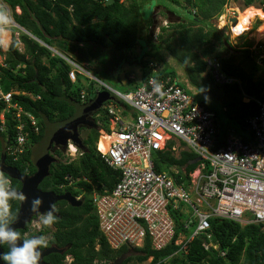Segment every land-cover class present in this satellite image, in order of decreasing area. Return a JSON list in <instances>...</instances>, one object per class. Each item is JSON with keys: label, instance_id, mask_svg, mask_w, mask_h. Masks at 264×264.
Returning <instances> with one entry per match:
<instances>
[{"label": "trees", "instance_id": "16d2710c", "mask_svg": "<svg viewBox=\"0 0 264 264\" xmlns=\"http://www.w3.org/2000/svg\"><path fill=\"white\" fill-rule=\"evenodd\" d=\"M170 1L180 5L178 0ZM258 1L260 8L264 11V0ZM226 2L227 0H184L182 7L193 18L188 21L182 19L171 24L177 35L172 34L166 43L154 44L158 46L155 53L158 54L161 47L183 65L189 84L179 81V85L185 87L198 102L216 114L220 137L227 129H230V125H225L221 120L217 108L221 109L224 117L237 123L238 133L244 140H247L250 136L244 133L246 131L245 121L256 114L257 105L252 99L244 102L243 95L261 98L264 84L254 79V72L258 66L254 61L252 44L247 43L236 50V54L232 53L228 56H223L215 50L216 42L224 44V48L227 42L220 30L211 26L209 20L222 12ZM253 2L254 0H244L245 6ZM7 3L10 6L13 20L41 41L22 32L19 34V39L13 37L9 48L5 51V62L8 68L0 67L2 86L3 83H7L4 91L14 88L28 92L33 97L38 96L34 99L23 94L13 96V101L37 120L39 132L36 135L30 133L29 139L33 144L25 156L15 162L6 159L9 165L16 167L21 173L31 174L35 168L31 163L30 153L34 143L38 142L42 136L45 122L64 119L73 112V108L61 97L70 96L77 102L83 103L92 98L96 92L106 89L103 86L101 88L95 86L97 82H86L82 85L80 82L88 78L81 74L77 75V82L72 83L67 75L70 66L63 58L53 54L49 47H54L78 63L98 62L101 66H107L109 62L104 58L106 54L118 57L119 51L122 53L141 46L138 44V39L144 36V34L141 35L144 25L142 15L138 10V0H113L107 5L103 0H8ZM16 7L21 10L19 14L14 12ZM196 23L200 25L193 28L191 25ZM8 36L6 32L5 41L7 42ZM20 43L23 44V52L18 49ZM158 57L164 59L161 54H158ZM210 57L217 58L223 73L228 77L238 79L239 83H216L212 75L206 72L205 59ZM133 60L142 66L140 81L146 80L151 75L154 65L149 60L143 61V57L134 58L131 62ZM109 61L114 63L113 60ZM202 73L205 74L202 75ZM166 75L175 76L178 79L176 71L169 65L157 73L158 78ZM127 80L133 85L124 86L125 89L122 92L133 90L140 84V81H134V77ZM188 85L195 91H192ZM82 89H85L87 93L84 99L80 98ZM112 95L117 99L113 93ZM209 98L212 101H209ZM109 102L115 101H105L95 113L100 114L95 120L103 128H107L108 124L106 106ZM123 106L128 107L126 104ZM3 109L4 104L0 102V112ZM5 118V129L0 132V150L1 143L15 133V122L9 113L5 114ZM99 133L95 129H86L82 140L87 151L81 152L73 160H59L58 163H52L49 175L39 184L43 190L57 191L59 185L67 183L65 176H71L73 179L83 176L87 179V181L78 180L64 189L77 195L78 192L73 188L74 185L84 189L86 193L83 195V203L78 207L66 205L65 202L60 204L59 216L56 217L54 223L56 226L54 241L66 249L63 254L48 255L45 260L51 264H65L63 260L66 254L73 257L70 264H107L130 250L128 246H122L118 250H113L108 246L105 237L98 230L97 217L88 197L93 186L99 192L109 191L118 181V172L108 167L95 149ZM57 153L61 155V152ZM154 154L161 163L156 165L157 170L184 167L188 172L197 165L189 163L195 157L190 152H181L179 157L162 151ZM0 176L5 177L6 175L0 173ZM12 183V188L20 187L18 181L12 179ZM0 191H2L1 187ZM7 207L10 223L18 210L17 200L14 197L10 198ZM209 223L211 241L217 245L216 249L203 248L200 236L188 243L185 254L177 253L178 255L174 256L178 246L173 242L164 249L152 250L146 239L144 246L139 249L134 248L136 254L126 257L121 264H129L130 261L143 262L149 256H153L150 264H264V224L241 225L236 221L223 218H211ZM96 245H98L97 248ZM170 255L174 257H169ZM164 258H167L166 262L162 261Z\"/></svg>", "mask_w": 264, "mask_h": 264}, {"label": "built area", "instance_id": "2783aa9c", "mask_svg": "<svg viewBox=\"0 0 264 264\" xmlns=\"http://www.w3.org/2000/svg\"><path fill=\"white\" fill-rule=\"evenodd\" d=\"M224 7L226 13L218 18L231 23L229 17H234V13H228L226 4ZM0 8L10 10L5 0H0ZM8 28L18 26L15 21L0 25L1 68H8L4 49L8 48L11 37L7 42L2 35ZM18 34L15 31L13 36L18 39ZM251 50L255 64L264 68V39L252 43ZM58 55L70 66L67 75L72 83L77 82L78 74L90 76L89 71L69 56ZM211 60L205 59L208 70L213 69L216 83H239L238 79L223 73L220 63ZM157 73L153 67L146 80L127 92H118L95 80L97 86L113 92L118 99L107 104V128L101 126L95 142L103 162L118 172V181L111 190L95 189L91 193L99 230L113 248L124 243L140 245L148 238L153 249H162L173 242L178 246L174 255L185 254L188 243L200 236L203 248H216L209 231L211 218L233 220L242 225L264 223V91L258 99L243 95L244 102L252 99L257 105L256 114L245 121L250 138L244 140L231 129L220 137L216 114L180 86L175 76L158 78ZM80 83L83 85L86 80ZM15 94L19 91L5 92L0 84V102L4 104L0 132L5 129L6 113L15 122V140L8 148L13 160L24 151L29 132H39L37 120L13 101ZM22 94L38 98L26 92ZM86 94L82 89L80 98L84 99ZM107 138H110L108 143ZM102 142L106 144L104 149ZM157 151L169 152L174 157L186 151L199 159L188 172L184 167L157 170L156 165L161 164L156 161L159 160L154 154ZM66 153L71 157L81 154L71 141ZM64 178L68 185L87 181L83 176Z\"/></svg>", "mask_w": 264, "mask_h": 264}, {"label": "rangeland", "instance_id": "374dc122", "mask_svg": "<svg viewBox=\"0 0 264 264\" xmlns=\"http://www.w3.org/2000/svg\"><path fill=\"white\" fill-rule=\"evenodd\" d=\"M178 1H179L180 5H176L175 3H172L170 0H138V10H139L140 14L142 15L143 25H144L142 30H141V35L144 34V36H141L140 39H138V44L141 46L140 47H134L133 49H130L128 51H124L122 53H120V51H119L118 57H115L113 55L109 56V54H106V57H104V58L107 59V61L109 62V65H107V66L102 65L101 66L98 62H93V63L89 64L86 61L82 62V63H78L76 60H73L70 57L73 61L82 65L86 70H89L90 76H87L88 80H86V82L95 83L96 82L95 80L99 79V80H102V81L108 83L109 87L112 86L114 88L113 89L111 87L113 90L117 89V90L122 92L125 89L124 86H127L129 84L133 85L131 82H129L127 80L128 78L134 77L135 82L140 81V79L142 78V72H143L142 66L140 64H137L136 62H134L135 60H133L132 62H131V60L134 58L143 57V61L149 60L150 62H152L154 64V68L156 69V71L162 70V69H164V67H166L168 65L171 66L176 71L179 81H181L182 83L186 82L187 84H189L187 81V78H186V73H185L184 67L182 64H180V62L178 60H175L168 53L167 50H165L163 48L161 49V47L159 48L160 50L157 49V51L159 50L158 54H161V56H163L164 59L161 58L162 59L161 60L158 57V54L155 53L156 48L158 46L154 45V44H157L160 42L166 43V41L169 40L168 38H171L172 34L177 35L174 32V29L172 28L171 24L176 23L182 19L188 21V20H191L193 18L192 15L186 9H184L182 7V5L184 4V0H178ZM7 2H8V0H5V4L8 7ZM224 5H223V9H222L221 13H226V12H224L225 11ZM252 5L254 7L260 9V4H259L258 0H254V2L249 6H245L244 0H229L226 3V8L229 9L228 13L233 12L234 13L233 15L235 17L239 14V12H241L242 10H245L246 7H250ZM9 12L11 15L10 10H9ZM14 12L19 14L20 11H18L17 8H14ZM256 16L260 17V19H256V23H255V25H253V28L251 30L244 31L242 34H240V36H233L231 34V31H230L232 23L226 24L225 23L226 20H224L223 23H225V24L222 25L219 21L220 18H218L219 17L218 15H217V17L214 16L212 19H210L209 23L211 24V26L220 30V32L224 36L225 41L227 42L225 44V46H226L225 48H224V44L216 42L215 43V50L223 56H228L229 54H232V53L236 54V50L242 48L243 45H245L247 43L252 44V42L253 43L256 42L257 39L255 37V34L258 35L259 32L264 33V25H263V28L261 27V25L264 23V13H260L259 15H256ZM256 16H255V18H257ZM221 17H223V15H221ZM255 18L252 19L250 24H253ZM199 25H200L199 23H196V24H193L191 26L193 28H197ZM9 30H10V32H15L16 28H10ZM257 30H259V32L255 33V32H257ZM25 34H27V33H25ZM21 46H23V44L18 46V49L21 52H23L24 49H23V47L21 48ZM49 50L53 54H56V55H57V53L62 54L61 52H59L54 47H50ZM147 52L150 54L154 53L155 55L153 56L150 54H145ZM62 55H64V54H62ZM108 59L113 60L114 63H110V61ZM208 59H212L211 62H215V63L219 64L218 59L215 57H210ZM213 59H215V60H213ZM108 62H107V64H108ZM212 70H208V67H206V72H209L213 76ZM204 74L205 73H202V75H204ZM254 77H255L254 79L256 81L263 82L264 81V68H261L260 66H258L254 72ZM0 84H1V89L4 91L5 87L7 86V83H3V86H2L1 82H0ZM95 86H97V84H95ZM97 87L101 88V86H97ZM188 87L191 88L192 91H195V90H193V88L190 85H188ZM11 89L14 91H19V90L14 89V88H10L9 90H11ZM5 92H7V91H5ZM108 92H110V91H108ZM19 93H20V91H19ZM205 99H208V98H205ZM209 101H212V99L209 98ZM217 109L219 111L218 115L221 117V120L225 123V125H227V126L230 125L229 126L230 129L234 132L236 131L235 133L239 134L238 133L239 131L237 130V128H238L237 123H235L234 121H231V119H229V118L224 117L223 113L220 111L221 109L220 108H217ZM81 133L83 134V137H84L85 133H86V129L82 130ZM244 133L246 134V132H244ZM72 158L73 157H71L69 154H67L66 150H65V152L63 153V155L60 157L59 160L70 161V159H72ZM156 161L158 162L159 160H156ZM88 197H89V195H88ZM88 197H87V199H88ZM175 256H177V255H175ZM180 258H182V257H180ZM149 261H150L149 259H147L146 261L141 262V263H137L135 261H130L129 264H147Z\"/></svg>", "mask_w": 264, "mask_h": 264}, {"label": "water", "instance_id": "95a60500", "mask_svg": "<svg viewBox=\"0 0 264 264\" xmlns=\"http://www.w3.org/2000/svg\"><path fill=\"white\" fill-rule=\"evenodd\" d=\"M111 2H113V0L105 2V4L107 5ZM235 20V17L229 19L232 24ZM17 26L21 30H24L19 25ZM61 99L73 108V112L64 119L45 122L42 136L32 148L31 162L35 171L31 175L21 174L15 167L5 163V143H1L0 172L7 174L20 183L19 190L8 193L9 196L20 197L19 208L15 219L8 225L9 228L13 230L23 228V224L28 222L33 215H37L38 213H47L49 210L53 209V203L57 200H65L68 204L75 207L82 204L81 199H76L69 192L58 195L52 191L41 190L39 188V184L49 175L50 165L52 163L59 162L57 158L51 155V152L56 148H60L61 151L64 152L66 150L68 140L82 152L87 151V147L83 144V140L81 138L80 128L85 127L99 131L100 126L96 123L93 117L94 114L101 108L105 101H118L111 92L104 89L96 92L92 98L83 103L77 102L70 96H63ZM198 159V157H195L190 160L189 163L193 164ZM37 198L40 200V205L36 210H33L32 201ZM65 249L66 247L58 248L52 245L42 250L40 264H50L42 260L43 256L53 252L62 253ZM0 254H2L1 247ZM130 254L131 252L123 253L109 264H121L122 261ZM0 264H4L2 260H0Z\"/></svg>", "mask_w": 264, "mask_h": 264}, {"label": "clouds", "instance_id": "9594fccd", "mask_svg": "<svg viewBox=\"0 0 264 264\" xmlns=\"http://www.w3.org/2000/svg\"><path fill=\"white\" fill-rule=\"evenodd\" d=\"M229 0H227L228 2ZM226 2V3H227ZM225 3V4H226ZM8 7L10 8V6L8 5ZM18 9V11L20 10L19 7H16ZM11 11V9H10ZM222 14V13H221ZM220 14V15H221ZM218 15V16H220ZM12 15L9 14V12L6 9L0 8V25H11L14 21L13 18L11 17ZM17 24V23H16ZM18 25V24H17ZM20 26V25H19ZM21 27V26H20ZM19 28V27H18ZM16 28V32H18L19 34L22 33H29L26 29L21 30L20 28L18 29ZM11 41L14 32H11ZM19 34H18V39H19ZM29 36L33 37L34 39L38 40L39 42H41L39 39H37L36 37H34L32 34H28ZM11 44V42H10ZM9 44V45H10ZM22 43H20L21 45ZM19 45V46H20ZM9 48V46H8ZM7 48V49H8ZM50 48V47H49ZM59 53H57L58 55ZM1 55V53H0ZM59 56V55H58ZM5 61V60H4ZM102 81V80H101ZM1 82V81H0ZM103 82V81H102ZM114 89V88H113ZM106 90V89H105ZM157 90H159V87L157 88ZM108 91V90H107ZM22 92L24 91H20L19 94H22ZM111 92V91H110ZM28 93V92H26ZM112 93V92H111ZM30 94V93H29ZM16 95V94H15ZM2 112V111H1ZM0 112V113H1ZM96 114H94V118L96 119L97 117L95 116ZM96 121V120H95ZM96 123L99 125L98 121H96ZM100 129H101V125ZM100 132V130H99ZM36 135V134H35ZM30 136V132L28 134V138L26 143L23 145V149L24 151L22 153H19V157L16 160L12 159V154L10 153V149H8L10 146H12V143H14V138H15V133L12 135V137H8L7 140L4 142L5 146H4V153H5V163L7 165H9L7 163V160H10V162H15L18 161L19 158L23 157L26 155L27 150L29 149L30 146H32V142L29 139ZM69 141V140H68ZM37 143V142H36ZM72 143V142H71ZM35 144V143H34ZM68 144V142H67ZM73 144V143H72ZM74 145V144H73ZM34 146V145H33ZM75 146V145H74ZM76 147V146H75ZM33 148V147H32ZM67 148V147H66ZM77 148V147H76ZM78 149V148H77ZM80 152H82L80 149H78ZM65 152V151H64ZM63 152V153H64ZM32 153V150H31ZM30 153V154H31ZM79 155L76 154L75 157H77ZM75 157H73L70 160H73ZM196 157V156H195ZM194 157V158H195ZM30 160H31V155H30ZM197 162V161H196ZM195 162V163H196ZM32 163V162H31ZM33 165V164H32ZM11 166V165H10ZM14 167V166H13ZM16 168V167H15ZM17 169V168H16ZM18 170V169H17ZM19 171V170H18ZM35 171V170H34ZM20 172V171H19ZM2 173V172H0ZM21 173V172H20ZM4 174V173H3ZM21 174H25V175H31L28 172L25 173H21ZM6 176H0V187L2 189V191H0V247L2 248V254H0V260H2V262L4 264H40V259H41V252L42 250L54 245L58 248H63L64 246H59L55 241H54V234L56 231V226L54 225V223L56 222V217L59 216V213L57 211V215H54L55 209H51L49 210L47 213H38L37 215H33L31 217V219L28 222H25L23 224V228H17L15 230L9 228V224L15 219H14L9 223L8 220V216H9V211H8V207H7V202L10 198L14 197L15 200H17L18 203V208H19V199L20 197H16V196H9L8 193L11 191H15V190H19V188H12L11 186L13 185L12 183V179L10 176H8L7 174H5ZM8 180V182L6 181ZM15 180V179H13ZM17 181V180H16ZM75 184V183H74ZM67 183H63L61 185H59L58 188H63L65 189V187L67 186ZM72 185V184H70ZM69 185V186H70ZM94 187V186H93ZM91 189V191H89L88 195H89V199L91 202V193L93 190H95V188ZM40 188V187H39ZM73 188L76 189V191L78 192L77 195H73L70 191H66L69 192L72 196H74L76 199H81L82 203H83V195L86 193V191H84V189H80L77 188L76 186L73 185ZM41 189V188H40ZM92 204V202H91ZM40 205V200L37 199H33L32 201V208L33 210H36L38 208V206ZM93 206V205H92ZM94 208V206H93ZM18 211V210H17ZM94 212L96 215V211L94 208ZM17 213V212H16ZM16 216V215H15ZM38 216V217H37ZM40 216V217H39ZM37 217V218H35ZM97 217V215H96ZM35 218V219H33ZM97 222H98V217H97ZM240 224V223H239ZM248 224H253V223H248ZM258 224H264V223H258ZM242 225V224H241ZM247 225V224H244ZM98 230H99V223H98ZM100 231V230H99ZM34 232L37 236H31L29 237L28 235L30 233ZM101 232V231H100ZM102 234V233H101ZM24 235V236H23ZM103 235V234H102ZM149 241V245L150 244V240L148 238H145V240ZM106 240V239H105ZM50 242V244H49ZM107 242V240H106ZM108 244V242H107ZM145 244V241L140 244V245H132L129 243H124L121 246H119L118 248H113L111 247L109 244L108 246L113 249V250H118L120 249L122 246H128L130 248L128 252H131V255H135L136 252L133 250L134 248H142ZM4 245H6L8 247V252H4ZM216 245V244H215ZM98 247V245H96V248ZM166 247V246H165ZM164 247V248H165ZM212 247V246H210ZM209 247V248H210ZM162 248V249H164ZM208 248V249H209ZM213 248V247H212ZM217 248V247H216ZM214 248V249H216ZM152 250H157V249H153L151 247ZM161 250V249H158ZM53 253H57V252H53ZM65 253V250L62 253H57V254H63ZM222 253V252H221ZM52 253H49L45 256L42 257V260L45 262H48L45 260V258H47L48 255H50ZM178 255V254H176ZM120 256V255H119ZM118 256V257H119ZM175 256V255H174ZM173 255H170L169 257H174ZM128 257V256H127ZM117 258V257H116ZM147 259H149L150 261L147 264H150L153 256H149ZM146 259V260H147ZM145 260V261H146ZM73 261V257L70 254H66L64 257L63 262L65 264H70ZM162 261L166 262L167 258H164ZM113 262V261H111ZM108 262L107 264L111 263ZM123 262V261H122ZM136 262V261H135ZM144 262V261H143ZM50 263V262H48ZM138 263V262H137ZM141 263V262H139ZM51 264V263H50Z\"/></svg>", "mask_w": 264, "mask_h": 264}, {"label": "bare ground", "instance_id": "6f19581e", "mask_svg": "<svg viewBox=\"0 0 264 264\" xmlns=\"http://www.w3.org/2000/svg\"><path fill=\"white\" fill-rule=\"evenodd\" d=\"M261 9V8H260ZM260 9L259 8H256L254 7L253 5L251 7H246L245 10H242L241 12H239V14L237 16H235V22L232 24L231 26V34L233 36H239L240 34H242L244 31H247V30H251L253 28V25H255L256 23V19H260V17H257L256 15H259L261 12H260ZM264 13V11H263ZM255 16L257 18H255ZM230 18H233L232 16L229 17ZM255 18L253 24H250V22L252 21V19ZM181 21V20H180ZM224 20L220 19V23L223 25L225 23H223ZM250 24V25H249ZM263 25L264 23L261 25V27L263 28ZM256 31V30H255ZM259 30H257V32L255 33H258ZM254 33V34H255ZM255 37L257 40H260V39H264V33H258V35L255 34ZM3 38L5 40L6 38V32H4L3 34ZM259 38V39H258ZM88 71V70H87ZM118 91V90H117ZM118 92H121V91H118ZM212 111V110H211ZM107 140V141H106ZM105 141L106 143H108L110 141V138H107ZM106 147V144L104 142L101 143V148L104 149ZM106 239V238H105ZM151 247V246H150ZM6 250V249H5Z\"/></svg>", "mask_w": 264, "mask_h": 264}, {"label": "flooded vegetation", "instance_id": "af4514ba", "mask_svg": "<svg viewBox=\"0 0 264 264\" xmlns=\"http://www.w3.org/2000/svg\"><path fill=\"white\" fill-rule=\"evenodd\" d=\"M94 117V116H93ZM95 119V118H94ZM83 128H85V127H81L80 128V131H82L83 130ZM85 129H89L90 130V128H85ZM81 134V138L83 137V134L82 133H80ZM57 152H61V155L60 154H58ZM51 155L52 156H54L55 158H57L58 160L60 159V157L63 155V152L61 151V149L60 148H56V149H54L52 152H51ZM41 190H43V189H41ZM43 191H52V192H54L55 194H58V195H62V194H64L66 191L63 189V188H59V190H57V191H54L53 189H46V190H43ZM66 203V205H69V206H71L70 204H68L65 200H57L56 202H54L53 203V208L55 209V214L57 215V211H58V209L60 208V204L61 203ZM38 217V216H37ZM37 217H35V218H37ZM40 217V216H39ZM35 218H33V219H35ZM24 236V235H23ZM29 237H31V236H37L34 232H32V233H30L29 235H28ZM49 244H50V242H49ZM3 249H4V252H8V247L6 246V245H4V247H3ZM6 249V250H5ZM46 259V258H45Z\"/></svg>", "mask_w": 264, "mask_h": 264}, {"label": "crops", "instance_id": "0c3cea01", "mask_svg": "<svg viewBox=\"0 0 264 264\" xmlns=\"http://www.w3.org/2000/svg\"><path fill=\"white\" fill-rule=\"evenodd\" d=\"M250 7H251V6H250ZM19 11L21 12V10H19ZM20 12H19V13H20ZM260 12L263 13V10L260 9ZM178 22H179V21H178ZM9 29H10V28L5 29V30L3 31V34H4V32H8V34H9V36H8V41H9V39H10V37H11V34H12V33L10 32ZM3 34H2V35H3ZM3 39H4V38H3ZM22 47H23V46H21V48H22ZM4 50H7V48H5ZM62 54H63V53H62ZM64 55H65V54H64ZM254 78H255V77H254ZM262 84H263V82H262ZM111 87H112V86H111ZM112 88H113V87H112ZM115 90H117V89H115ZM118 91H119V90H118ZM245 132L248 134L247 131H245ZM238 135H240V134H238ZM248 135H249V134H248ZM240 136H241V135H240ZM241 137H242V136H241ZM242 138H243V137H242Z\"/></svg>", "mask_w": 264, "mask_h": 264}]
</instances>
